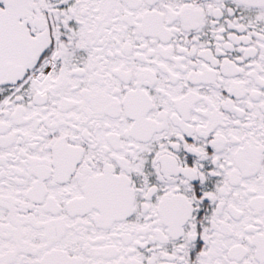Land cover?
<instances>
[{"label":"snow or ice","instance_id":"6c2138e0","mask_svg":"<svg viewBox=\"0 0 264 264\" xmlns=\"http://www.w3.org/2000/svg\"><path fill=\"white\" fill-rule=\"evenodd\" d=\"M0 264H264V0H0Z\"/></svg>","mask_w":264,"mask_h":264}]
</instances>
